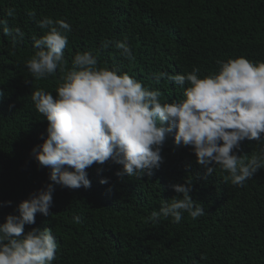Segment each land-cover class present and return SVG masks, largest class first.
I'll return each instance as SVG.
<instances>
[{
  "label": "trees",
  "instance_id": "obj_1",
  "mask_svg": "<svg viewBox=\"0 0 264 264\" xmlns=\"http://www.w3.org/2000/svg\"><path fill=\"white\" fill-rule=\"evenodd\" d=\"M44 17L71 25L66 70L78 52L90 51L98 67H115L158 89L162 102L184 97L166 77L157 83L159 73L186 74L196 67L203 78L218 71V60L264 61V0H0V20L6 21L0 25V202L12 201L0 206V223L52 183L50 169L32 153L44 142L48 122L31 93L55 95L63 73L36 80L25 66L38 50L34 39L49 31L37 25ZM120 41L131 46L134 60L121 55L115 46ZM261 148L264 141L245 140L237 155L247 160ZM161 154L151 176H118L122 166L109 160L86 169L90 188L55 185L50 215L38 213L25 233L52 229L58 245L53 264H264V168L236 186L218 166L206 175L191 147H177L173 136ZM187 181L205 215L194 220L185 212L179 224L171 218L151 222L163 202L182 198L171 186Z\"/></svg>",
  "mask_w": 264,
  "mask_h": 264
},
{
  "label": "clouds",
  "instance_id": "obj_2",
  "mask_svg": "<svg viewBox=\"0 0 264 264\" xmlns=\"http://www.w3.org/2000/svg\"><path fill=\"white\" fill-rule=\"evenodd\" d=\"M0 25L6 21L0 20ZM37 25L49 31L34 39L38 50L27 60V70L36 80L55 75L58 69L63 73L55 95L43 89L31 93L35 109L48 122L47 136L41 137L44 142L32 153L40 166L50 169L52 183L22 201L18 215L8 214L0 223V264H53L58 245L52 229L34 227L25 233V226L34 225L38 213L50 215L55 185L90 188L86 169L109 160L122 166L118 176H151L163 162L161 153L168 136L174 137L177 147H191L206 175L218 166L233 185L243 186L264 168V148L247 160L237 155L245 140L264 141V61L243 56L218 60V71L203 78L196 67L186 74L159 73L157 83L166 77L183 89L184 97L162 102L158 89L149 90L115 67H98L90 51L78 52L72 68L66 70L64 49L71 25L48 17ZM3 30L8 33L6 26ZM115 46L125 58L135 59L126 41ZM171 187L182 198L163 202L159 211L151 213V222L171 218L179 224L185 212L194 220L205 215L190 195L191 181ZM11 204L0 202V206ZM73 219L81 222L78 215Z\"/></svg>",
  "mask_w": 264,
  "mask_h": 264
}]
</instances>
